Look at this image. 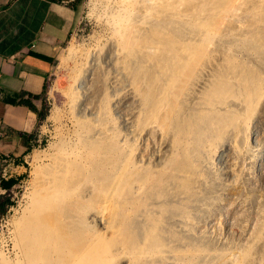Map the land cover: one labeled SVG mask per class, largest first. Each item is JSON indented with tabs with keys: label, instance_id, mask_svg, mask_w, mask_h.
<instances>
[{
	"label": "rangeland",
	"instance_id": "rangeland-1",
	"mask_svg": "<svg viewBox=\"0 0 264 264\" xmlns=\"http://www.w3.org/2000/svg\"><path fill=\"white\" fill-rule=\"evenodd\" d=\"M58 63L0 264H264V0H83Z\"/></svg>",
	"mask_w": 264,
	"mask_h": 264
},
{
	"label": "crops",
	"instance_id": "crops-1",
	"mask_svg": "<svg viewBox=\"0 0 264 264\" xmlns=\"http://www.w3.org/2000/svg\"><path fill=\"white\" fill-rule=\"evenodd\" d=\"M82 2L0 0V167L6 182L19 180L30 164L41 137L43 95L81 25ZM16 185L0 186V195Z\"/></svg>",
	"mask_w": 264,
	"mask_h": 264
},
{
	"label": "bare ground",
	"instance_id": "bare-ground-1",
	"mask_svg": "<svg viewBox=\"0 0 264 264\" xmlns=\"http://www.w3.org/2000/svg\"><path fill=\"white\" fill-rule=\"evenodd\" d=\"M41 201V199H38V203H40ZM53 204V199H46L44 203V205L50 210L52 209ZM44 205L41 206L44 207ZM41 206L38 205V208H40ZM32 222L33 221L29 223V227L34 226L32 225ZM59 241L60 242L57 245L53 246L50 249V251H53V254L51 255L50 259L44 260L43 264H82L81 252L79 251L77 245H75V243L67 237H61ZM28 264L42 263H38L35 257H29Z\"/></svg>",
	"mask_w": 264,
	"mask_h": 264
},
{
	"label": "trees",
	"instance_id": "trees-1",
	"mask_svg": "<svg viewBox=\"0 0 264 264\" xmlns=\"http://www.w3.org/2000/svg\"><path fill=\"white\" fill-rule=\"evenodd\" d=\"M34 98H37V97H34ZM23 103L25 105H27L28 107H30L33 111L38 112L36 107L30 101L24 100ZM39 116L41 117V119H44V115H42L41 113ZM23 177H24V175H22L19 178L21 179ZM17 183H18V180H11L9 182H6L3 179V180H1V187L4 189L10 190L12 188V186L17 184ZM10 206H13V202L11 200L9 192L6 194L0 195V217H4L5 215H7V211H8V208Z\"/></svg>",
	"mask_w": 264,
	"mask_h": 264
},
{
	"label": "built area",
	"instance_id": "built-area-1",
	"mask_svg": "<svg viewBox=\"0 0 264 264\" xmlns=\"http://www.w3.org/2000/svg\"><path fill=\"white\" fill-rule=\"evenodd\" d=\"M2 178H3V179H5V175H4V176H2ZM0 186H1V180H0Z\"/></svg>",
	"mask_w": 264,
	"mask_h": 264
}]
</instances>
